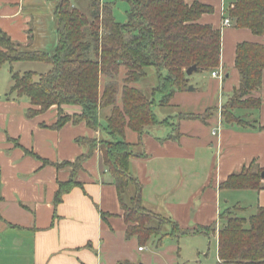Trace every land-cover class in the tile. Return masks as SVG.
Listing matches in <instances>:
<instances>
[{
    "label": "crops",
    "instance_id": "0c3cea01",
    "mask_svg": "<svg viewBox=\"0 0 264 264\" xmlns=\"http://www.w3.org/2000/svg\"><path fill=\"white\" fill-rule=\"evenodd\" d=\"M198 1L214 9L199 23L221 31L216 72L222 79L209 72L202 87L196 83L193 91L176 93L169 106L179 109L177 98L199 93L208 98L199 112L223 106L238 88L234 67L237 44H264V36L222 26L224 11L232 0ZM58 3L0 0V32L22 51L52 54L57 44L54 12ZM0 86V264H178L180 256L169 255L175 248L166 249L163 242L171 239L178 243L182 238L177 240L168 233L158 245L159 237L150 238L147 243L151 242L152 253L146 256L136 237L126 238L128 225L100 153L88 155L89 148L78 142L107 136L84 123L51 128L56 121L55 108L29 118V102L9 96L11 78L8 85ZM252 97L260 99V109L238 114L254 120L253 128L228 125L221 114L204 121L180 116L198 112L159 118L154 108L164 107L159 105L160 97L155 98L153 112L159 126L147 129L140 138L126 130L123 139L133 154L141 155L130 160L129 171L141 185L145 210L169 219L181 230H196L217 226L226 209L238 208L242 215H252L257 208H264V180L258 191L220 189L229 176L251 164L264 169V72L261 89ZM101 123L106 125L104 119ZM84 155L87 158L74 167ZM210 239L217 245L215 235Z\"/></svg>",
    "mask_w": 264,
    "mask_h": 264
},
{
    "label": "trees",
    "instance_id": "16d2710c",
    "mask_svg": "<svg viewBox=\"0 0 264 264\" xmlns=\"http://www.w3.org/2000/svg\"><path fill=\"white\" fill-rule=\"evenodd\" d=\"M121 1L128 5L124 23L115 20L114 4L110 2L59 0L54 12L57 44L52 54L18 52V45L0 32V68L17 62H38L50 67L42 74L11 70L9 96L29 102V118L55 108L53 129L84 123L107 136L98 143L89 139L78 142L89 148L88 155L100 153L128 225L127 239L136 237L145 245L150 237H160L162 229L169 226V235L177 240L197 234L208 239L215 235L217 264H264L262 207L247 217L238 208L223 210L218 227L196 230H181L169 219L143 208L141 185L129 171L130 160L141 155L133 154L131 145L123 140L125 131L130 130L140 138L147 129L159 126L153 112L155 98L159 96V105L167 107L176 93L186 92L188 68L195 66L196 72L211 73L219 69L221 31L199 23L203 15L213 14L214 9L198 0ZM224 18L230 20L232 28L264 36V0H232L224 11ZM3 49L11 55L3 53ZM234 67L239 86L222 106L220 114L228 125L249 128L255 121L248 122V117H241L238 112L260 109V99L252 95L262 85L264 44H237ZM148 69L154 70L156 84L145 92L139 86L147 78ZM123 70L124 78L118 80ZM181 119L204 121L206 118L186 114ZM88 155L78 158L74 167H79ZM263 171L251 164L229 176L220 189L258 191ZM59 196L60 190L57 200ZM151 222H156L157 227H152Z\"/></svg>",
    "mask_w": 264,
    "mask_h": 264
},
{
    "label": "rangeland",
    "instance_id": "374dc122",
    "mask_svg": "<svg viewBox=\"0 0 264 264\" xmlns=\"http://www.w3.org/2000/svg\"><path fill=\"white\" fill-rule=\"evenodd\" d=\"M105 2H110L114 4L113 8V16L115 20L119 23H124L126 21V12L128 10L127 3L121 1V0H105ZM227 2V1H226ZM18 52H26L25 50H20L19 48H16ZM3 53L6 55H11L6 52V50H2ZM37 63V64H36ZM49 66L44 63H38V62H31V63H20V64H13L10 66L9 64H4L0 68V85H8L10 82V75L11 70L13 72H34L37 74L45 73L49 70ZM124 70L121 71L118 80L124 78ZM204 73V74H203ZM147 78L143 80L139 86V88H143L145 92H149L152 87L156 84V76L153 69L147 70ZM209 74V72H195L193 75H191L189 79V86L193 87L196 83L202 87L204 83H206L205 75ZM1 87V86H0ZM208 98L206 95H202L199 93H194L192 96L184 97L182 99H176L175 101L180 105V108H175L173 106H167L164 108H154L155 113L158 115L159 118H161L162 115H172L176 113H192V112H198L203 106L206 104ZM221 107H213L209 108L203 111H199L198 113H194V115L199 116L200 118H209L211 116H215V114H220ZM105 115V113H103ZM184 115V114H183ZM182 115V116H183ZM181 116V115H180ZM248 122H251V120H248ZM102 140V139H101ZM100 140H97V143ZM249 216L251 214L246 213L242 216ZM152 227H157L156 222H151ZM171 230L167 226H165L162 229V232L159 236H152V238H161L162 236H165V234L170 233ZM163 244L167 246L166 249H168L169 246L174 247L175 251L173 253H169V255H173L177 257L180 256V261L178 264H217V245L214 239H207L204 236H191V237H184L179 240L178 243H176L175 240H164ZM164 246V247H165ZM145 251L144 256L151 255L152 253V246L151 242L144 245ZM166 260V259H165ZM153 264H159L157 262H154ZM165 264H168L167 261Z\"/></svg>",
    "mask_w": 264,
    "mask_h": 264
},
{
    "label": "built area",
    "instance_id": "2783aa9c",
    "mask_svg": "<svg viewBox=\"0 0 264 264\" xmlns=\"http://www.w3.org/2000/svg\"><path fill=\"white\" fill-rule=\"evenodd\" d=\"M230 25H231L230 20L228 18H224L222 21V26L223 27H230ZM211 75H212V77L222 79V76L216 71L212 72ZM213 135H215V131L213 132ZM138 250L141 251L142 248H139Z\"/></svg>",
    "mask_w": 264,
    "mask_h": 264
},
{
    "label": "water",
    "instance_id": "95a60500",
    "mask_svg": "<svg viewBox=\"0 0 264 264\" xmlns=\"http://www.w3.org/2000/svg\"><path fill=\"white\" fill-rule=\"evenodd\" d=\"M197 71V68L195 66L190 67L186 70V75L191 76L193 73ZM189 92L193 91V87L189 86L187 89ZM261 180H264V171L261 173Z\"/></svg>",
    "mask_w": 264,
    "mask_h": 264
}]
</instances>
